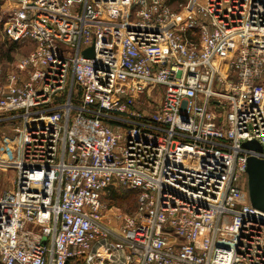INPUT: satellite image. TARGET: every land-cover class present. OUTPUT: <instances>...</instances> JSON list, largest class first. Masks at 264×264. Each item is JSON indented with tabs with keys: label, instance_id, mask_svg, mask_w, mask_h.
<instances>
[{
	"label": "built area",
	"instance_id": "2783aa9c",
	"mask_svg": "<svg viewBox=\"0 0 264 264\" xmlns=\"http://www.w3.org/2000/svg\"><path fill=\"white\" fill-rule=\"evenodd\" d=\"M6 1L5 35L35 47L0 69V264H264V0Z\"/></svg>",
	"mask_w": 264,
	"mask_h": 264
},
{
	"label": "rangeland",
	"instance_id": "374dc122",
	"mask_svg": "<svg viewBox=\"0 0 264 264\" xmlns=\"http://www.w3.org/2000/svg\"><path fill=\"white\" fill-rule=\"evenodd\" d=\"M181 0H171L169 3L176 8ZM9 7V3L6 0H0V48H3L5 52L11 47V43L8 37L4 33V10ZM35 44L32 42L18 43L12 52V61L0 62V69L3 74L11 71L16 66V61L28 54L34 49ZM153 96V95H152ZM161 97L160 92H155L154 102H157ZM157 100V101H156ZM153 102V103H154ZM144 109H150L143 105ZM16 122L1 121L0 122V197L6 192L11 190L16 178V142L18 132L15 129ZM139 192H130L125 190H117V197L113 203L115 207L119 208L122 212L134 213L137 204V198Z\"/></svg>",
	"mask_w": 264,
	"mask_h": 264
},
{
	"label": "water",
	"instance_id": "95a60500",
	"mask_svg": "<svg viewBox=\"0 0 264 264\" xmlns=\"http://www.w3.org/2000/svg\"><path fill=\"white\" fill-rule=\"evenodd\" d=\"M83 54L87 57H94L95 46L91 45L85 48ZM243 146L253 150H262V145L256 140L245 141ZM247 172L251 203L253 206L264 211V158L250 155L248 157Z\"/></svg>",
	"mask_w": 264,
	"mask_h": 264
},
{
	"label": "trees",
	"instance_id": "16d2710c",
	"mask_svg": "<svg viewBox=\"0 0 264 264\" xmlns=\"http://www.w3.org/2000/svg\"><path fill=\"white\" fill-rule=\"evenodd\" d=\"M170 1L171 0H169V2ZM8 40L11 43L10 44L11 47L6 52H5V50H3V48H0V62H2V61L9 62V61H12V59H13L12 52L15 49V47L17 46L18 42L12 41L9 38H8ZM32 44L34 45L33 42H32ZM117 190H125V191H130V192L137 191V190L125 189V188H121V187H114V186L109 187L107 189L106 193L104 194V200L106 201V203L108 204L109 207L115 206L113 203L115 202L116 198H118L117 197ZM137 192H139V191H137ZM137 205H138V198H137L136 209H137Z\"/></svg>",
	"mask_w": 264,
	"mask_h": 264
}]
</instances>
